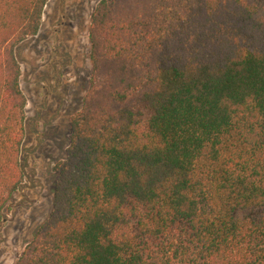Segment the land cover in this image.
Returning <instances> with one entry per match:
<instances>
[{"label":"trees","instance_id":"16d2710c","mask_svg":"<svg viewBox=\"0 0 264 264\" xmlns=\"http://www.w3.org/2000/svg\"><path fill=\"white\" fill-rule=\"evenodd\" d=\"M50 0H0V226L25 181L17 47ZM54 210L16 264H264V0H102Z\"/></svg>","mask_w":264,"mask_h":264},{"label":"rangeland","instance_id":"374dc122","mask_svg":"<svg viewBox=\"0 0 264 264\" xmlns=\"http://www.w3.org/2000/svg\"><path fill=\"white\" fill-rule=\"evenodd\" d=\"M102 0H50L38 35L17 47L27 98L22 148L25 181L4 210L0 264H16L54 210L58 175L71 141V120L90 89L89 30Z\"/></svg>","mask_w":264,"mask_h":264}]
</instances>
